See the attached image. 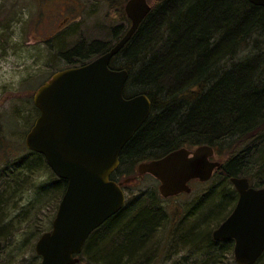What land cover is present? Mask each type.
Returning a JSON list of instances; mask_svg holds the SVG:
<instances>
[{"label": "trees", "instance_id": "trees-1", "mask_svg": "<svg viewBox=\"0 0 264 264\" xmlns=\"http://www.w3.org/2000/svg\"><path fill=\"white\" fill-rule=\"evenodd\" d=\"M151 5L149 15L111 62V68L129 72L127 97L145 94L152 102L150 117L123 149L122 166L199 145L213 147L226 162L217 172L222 176L203 183V194L188 199L191 213H199L198 220L167 229V212L156 192L127 201L90 235L79 264H150L169 251L177 254L179 246H199L201 239L217 248L209 225L219 226L232 212H226L228 207L238 201L228 190L231 178L250 176L253 167L259 166L256 175L263 177L257 188L264 187V73L258 70L262 60L257 55L250 63V58H239L255 33L264 35V10L248 0H157ZM113 35L123 36L120 28ZM92 46L86 54L76 52L71 59L67 58L69 51H62L70 64L67 68L86 65L113 47L102 42ZM27 151L37 159L12 176L32 175L41 164L49 168L42 155ZM120 177L112 176V180ZM14 179L5 186L19 182V177ZM66 187V181L59 179L51 189L63 197ZM9 191L0 190V224L7 218L4 193ZM0 241L3 264L7 239L1 230ZM222 243L197 264H214L219 255L233 251V241Z\"/></svg>", "mask_w": 264, "mask_h": 264}, {"label": "water", "instance_id": "water-1", "mask_svg": "<svg viewBox=\"0 0 264 264\" xmlns=\"http://www.w3.org/2000/svg\"><path fill=\"white\" fill-rule=\"evenodd\" d=\"M248 1L264 10V0ZM151 10L148 0H128L125 12L131 26L120 41L89 64L56 73L34 95L40 115L26 135V147L42 155L67 183L52 230L36 243L40 264H78L89 236L125 206L123 184L111 175L126 144L150 117L152 103L145 94L126 99L129 72L112 70L110 63ZM189 155L179 149L140 164L138 171L159 181L165 199L191 193V181L208 182L221 164L211 161L214 149L208 145ZM231 183L239 199L213 239L234 240L235 262L255 264L264 253V188L251 187L247 178L233 177ZM2 250L0 241V254Z\"/></svg>", "mask_w": 264, "mask_h": 264}, {"label": "rangeland", "instance_id": "rangeland-1", "mask_svg": "<svg viewBox=\"0 0 264 264\" xmlns=\"http://www.w3.org/2000/svg\"><path fill=\"white\" fill-rule=\"evenodd\" d=\"M126 1L0 0V190H10L4 193L7 218L0 224V230L7 239L4 242L3 264L41 263L42 259L37 255L35 246L38 239L52 229L62 199V195H57L51 189L59 178L43 164L32 175L12 176L14 171L21 173L18 170L27 166V162H35L37 159L29 156L25 143L26 135L39 116L34 105V95L56 72L70 65L63 59L62 49L69 51L67 58L71 59L76 52L86 54L92 50L93 43L102 42L111 47L119 40L114 37L113 30L120 28V35H123L130 27V22L124 19V16L127 18L124 9ZM149 1L155 4L157 0ZM257 41L260 45H255ZM242 50L239 58L245 61L250 58V63L257 55L262 60L258 64L259 73H264V35L255 33L251 43ZM213 160L225 163L226 157L215 153ZM140 163L120 168L119 176L122 177L118 182L124 184L127 201L156 192L160 205L167 212V229L198 220L199 213H191L188 199L203 194L202 183H191V194L164 199L155 178L151 175L140 176ZM259 170V166H254L250 176L242 177H247L251 186L257 188L263 177L256 175ZM215 176L222 175L218 173ZM15 177H19L17 184L5 186L6 182H12ZM128 179L131 180L126 182ZM228 190L231 197L238 196L232 183ZM233 208L234 205L229 206L226 212H231ZM201 218L203 220V215ZM217 227L216 224L209 225L211 236ZM165 233L160 235L164 237ZM159 238L157 245L160 243ZM222 242H217L219 247L223 245ZM199 243V246H179L181 251L177 254L169 251L150 264H197L205 260L208 254L220 249L207 246L203 239ZM219 257L214 264H237L233 251ZM258 264H264V256Z\"/></svg>", "mask_w": 264, "mask_h": 264}, {"label": "flooded vegetation", "instance_id": "flooded-vegetation-1", "mask_svg": "<svg viewBox=\"0 0 264 264\" xmlns=\"http://www.w3.org/2000/svg\"><path fill=\"white\" fill-rule=\"evenodd\" d=\"M130 25H131V22H130ZM130 142V141H129ZM128 142V143H129ZM127 143V144H128ZM126 144V145H127ZM200 146H202V145H199V146H186V147H183L184 149H186L189 153H190V157H192V155H193V153L195 152V150L198 148V147H200ZM125 148V147H124ZM180 149H182V148H180ZM179 150V149H178ZM175 151V150H174ZM173 152V151H172ZM122 153H123V151H122ZM122 153H121V155H122ZM171 153V152H170ZM169 154V153H168ZM167 154V155H168ZM121 155H120V165H119V167L117 168V170L112 174V176H119V174H120V168H121V166H122V163H121ZM166 156V155H165ZM165 156H163V157H165ZM162 157V158H163ZM158 159H161V158H158ZM158 159H153V160H158ZM153 160H149V161H143V162H141V163H148V162H150V161H153ZM140 163V164H141ZM221 163V162H220ZM139 164V165H140ZM138 168H139V166H138ZM221 168V167H220ZM219 170V169H218ZM218 170L215 172V175L217 174V172H218ZM140 174V173H139ZM144 175H149V174H140V176H144ZM198 182V180H193V181H191V183H193V182ZM228 241V240H227ZM231 241H233V240H231ZM234 242V241H233ZM264 256V253H263V255H262V257ZM261 257V258H262Z\"/></svg>", "mask_w": 264, "mask_h": 264}, {"label": "bare ground", "instance_id": "bare-ground-1", "mask_svg": "<svg viewBox=\"0 0 264 264\" xmlns=\"http://www.w3.org/2000/svg\"><path fill=\"white\" fill-rule=\"evenodd\" d=\"M63 50H64V49H62V51H63ZM260 260H261V259H260ZM256 263H258V261H257ZM256 263H255V264H256Z\"/></svg>", "mask_w": 264, "mask_h": 264}]
</instances>
